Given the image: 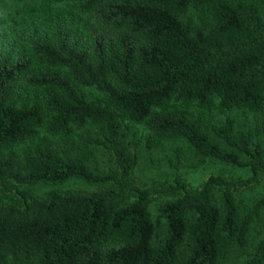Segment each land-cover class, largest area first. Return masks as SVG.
<instances>
[{"label":"trees","instance_id":"16d2710c","mask_svg":"<svg viewBox=\"0 0 264 264\" xmlns=\"http://www.w3.org/2000/svg\"><path fill=\"white\" fill-rule=\"evenodd\" d=\"M20 1L0 18V264H220V231L244 246L264 196L241 216L236 193L264 175V146L230 115L209 128L202 116L264 110L259 5ZM133 125L149 131L150 147L181 138L249 175L144 185ZM259 128L264 139V118ZM92 146L113 168L89 165ZM71 179L97 187L44 196L28 188ZM156 194L168 198L153 216ZM243 264H264V236Z\"/></svg>","mask_w":264,"mask_h":264},{"label":"rangeland","instance_id":"374dc122","mask_svg":"<svg viewBox=\"0 0 264 264\" xmlns=\"http://www.w3.org/2000/svg\"><path fill=\"white\" fill-rule=\"evenodd\" d=\"M255 1L264 16V0ZM20 0H0V18L7 19V15L21 5ZM79 90L89 98L104 97L105 94L95 87L77 85ZM235 118L237 129L248 131L254 135L264 146V139L259 135V125L264 118V110L258 113L245 114L240 111L231 113L216 110L203 113L202 123L204 128L221 123L226 116ZM150 133L141 125H133L128 139L132 142L131 147L138 156V163L134 174L138 182L147 186H158L173 182L176 177L185 180L191 185L201 184L208 176L219 174L226 177H246L249 171L246 168L225 164L209 157H203L195 153L193 148L181 138L163 140L150 147ZM19 150H17L18 152ZM88 163L92 168L105 172L113 168L114 162L109 153L101 147L92 146L88 157ZM97 185L87 183L80 179H71L58 185L38 184L28 186L31 193L44 196L51 190H92ZM264 196V175L257 183L241 188L236 193L240 215H245L251 210L254 203ZM168 198L164 194H156L151 203L153 216L157 214L159 203ZM264 236V209L258 217L251 222L247 242L239 246L222 231L220 239V264H243L248 255L253 251L257 242Z\"/></svg>","mask_w":264,"mask_h":264}]
</instances>
